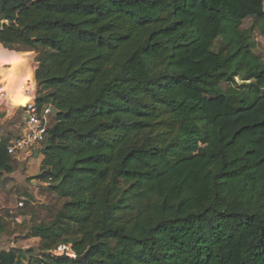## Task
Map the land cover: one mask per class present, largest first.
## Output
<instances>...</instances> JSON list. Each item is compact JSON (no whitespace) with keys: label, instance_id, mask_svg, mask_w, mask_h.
Segmentation results:
<instances>
[{"label":"trees","instance_id":"obj_1","mask_svg":"<svg viewBox=\"0 0 264 264\" xmlns=\"http://www.w3.org/2000/svg\"><path fill=\"white\" fill-rule=\"evenodd\" d=\"M255 27L264 0H0V43L37 53L35 103L56 110L32 179L63 200L0 264H264Z\"/></svg>","mask_w":264,"mask_h":264},{"label":"crops","instance_id":"obj_2","mask_svg":"<svg viewBox=\"0 0 264 264\" xmlns=\"http://www.w3.org/2000/svg\"><path fill=\"white\" fill-rule=\"evenodd\" d=\"M37 66L36 53L33 50L9 49L0 43V85L3 87V94L0 96V135L9 141L14 140L24 131L25 118L22 107L36 97L37 83L34 74ZM29 75L32 79L30 82ZM26 90L27 92H25ZM21 97L28 98L25 103L15 105L13 103L14 99L17 100ZM13 159L15 170L13 173L8 174L9 177L13 178L16 184L26 185L30 183L35 187L38 181L32 179V177L39 173L40 163L43 159V155L38 148L17 152L13 155ZM28 179L30 180L28 181ZM16 236L18 234H12L11 237ZM26 239L33 243L36 242L37 245L39 243L38 238ZM1 243H4L5 245L2 246L5 247L0 250L28 247L18 246L15 239H12L9 243L7 240Z\"/></svg>","mask_w":264,"mask_h":264},{"label":"rangeland","instance_id":"obj_3","mask_svg":"<svg viewBox=\"0 0 264 264\" xmlns=\"http://www.w3.org/2000/svg\"><path fill=\"white\" fill-rule=\"evenodd\" d=\"M252 24H255L254 20L252 18H247L244 20L242 28H249ZM262 31L263 30L255 27L254 40L256 42V48L254 52L259 55L264 62V32ZM236 81L238 86L242 84L239 78H236ZM22 100L23 98L20 100L14 99L13 103L23 102ZM53 121L54 117L51 112L48 117V125H51ZM29 180L30 179H28V181ZM62 203L63 200L56 199V197L48 193L39 182L33 187L30 183L26 185L20 183L16 184L15 180L13 178L11 179L8 174L0 176V216L6 220L8 225L7 231L3 233L4 235H0L1 242L7 240L9 243L12 239H15L18 246H28L26 248H32L36 251L38 247L37 243H33L25 238L29 227L39 223H47L52 220L55 212ZM15 217H20L21 221L24 218V221L22 223L21 221H15ZM11 233L18 234V236L12 238ZM0 245V249L5 247L2 246L5 245L4 243Z\"/></svg>","mask_w":264,"mask_h":264},{"label":"built area","instance_id":"obj_4","mask_svg":"<svg viewBox=\"0 0 264 264\" xmlns=\"http://www.w3.org/2000/svg\"><path fill=\"white\" fill-rule=\"evenodd\" d=\"M27 92V90L25 91ZM3 94V87L0 85V96ZM36 97L28 101L23 107V115L25 118L24 131L14 140L7 144V152L14 155L17 152L39 148L44 141L46 130L48 127V117L51 114L50 106L38 108L35 103ZM1 137V135H0ZM15 221L20 222V217H15ZM50 253L57 257L75 258L70 244H59L50 250Z\"/></svg>","mask_w":264,"mask_h":264},{"label":"water","instance_id":"obj_5","mask_svg":"<svg viewBox=\"0 0 264 264\" xmlns=\"http://www.w3.org/2000/svg\"><path fill=\"white\" fill-rule=\"evenodd\" d=\"M50 109H51V112H52L53 114H56V110L54 109L53 106H50ZM87 253H88V251H86L84 254H82V255H80V256H76V257H75L76 260H82V259H84V258L86 257V255H87Z\"/></svg>","mask_w":264,"mask_h":264}]
</instances>
